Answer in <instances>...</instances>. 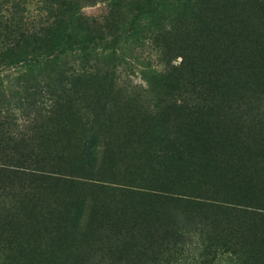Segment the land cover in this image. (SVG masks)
<instances>
[{"label": "trees", "instance_id": "trees-1", "mask_svg": "<svg viewBox=\"0 0 264 264\" xmlns=\"http://www.w3.org/2000/svg\"><path fill=\"white\" fill-rule=\"evenodd\" d=\"M181 1L178 7L172 2L165 5L157 1L155 7H159L152 10L140 5L130 8L122 0H46L43 9H36L42 15L45 13L42 17L30 13V0H0V67L13 66L12 60L27 56L29 48L36 54L25 67L13 66L15 74L10 73L5 79L8 85L0 79V174L20 180L30 177L32 184L39 181L61 188L98 189L101 180L95 179L97 176L90 174L89 169L65 171L68 167L63 166L56 150L64 144L59 140L67 142L68 138L71 144L75 142L73 150L90 166L97 164L109 148H118L116 144L109 147L108 142L120 132V125L125 130L130 126L140 129L148 143L158 141L156 151L162 163L167 162L175 169L185 168L187 173L207 174L221 160L220 155L236 157L238 165H243L241 154H233L235 151H258V159H264V134L243 136L233 122L204 119L215 109L191 105L196 99L187 97L174 108L153 106L145 110L131 105V92L123 96L120 90L116 92L119 79L113 71L117 69L109 66L108 60L130 50V38L151 32L149 26L158 30L149 40L161 49L162 70L155 74L163 88L172 89L176 85L180 91L179 86L190 83L209 96L208 100L202 99L204 102L213 105L231 90L264 89V0ZM99 3L108 4L104 15L84 13L86 6ZM60 46L63 49H58ZM51 49L56 50L52 55ZM97 49L101 50L98 55L94 53ZM77 52L82 54L75 56L78 63L67 68L65 60L73 59ZM91 54L100 57L101 64L92 63ZM177 58L182 59L178 66L174 64ZM59 60L63 66H56ZM38 69H44L47 75L44 87L32 79ZM88 90L94 91L90 98L86 96ZM7 95L17 98L20 107L5 105L3 99ZM115 96L124 103L112 112L110 102ZM134 99L140 100L139 96ZM82 103L88 106L81 107ZM25 105L52 118L54 128L47 129L43 144L36 145L20 131L19 119L21 122L23 117L16 110ZM135 118L142 121L135 124ZM178 128L186 133L183 136L187 135L185 143L171 140L176 131H169ZM146 152L144 147L142 153ZM233 167L235 170L237 164ZM248 178L242 175L236 184L241 188L252 185ZM166 186L128 185L125 191L131 196L161 202L188 196L178 189L181 187ZM251 187L247 194L256 197L238 204L242 209L237 213L252 221L248 232L254 235L253 244L262 248L264 201L256 200L264 194V178Z\"/></svg>", "mask_w": 264, "mask_h": 264}, {"label": "rangeland", "instance_id": "rangeland-1", "mask_svg": "<svg viewBox=\"0 0 264 264\" xmlns=\"http://www.w3.org/2000/svg\"><path fill=\"white\" fill-rule=\"evenodd\" d=\"M45 1L30 0V13L43 17L45 13L42 15L36 9H43ZM122 1L130 8L140 5L152 10L159 7H155L158 2L165 5L172 2L175 7L182 5L181 0L178 3L157 0L151 4L143 2L146 0ZM107 5L86 6L84 13L100 17L108 11ZM149 27L151 32L130 38V50L117 53L108 60V65L117 69L113 71L119 79L116 92L120 90L121 96L131 92V105L145 110H151L153 106L174 108L190 97L196 99L191 105L215 109L204 119L233 122L243 136L264 134V89L231 90L213 105L204 102L202 99L208 100L209 96L190 83L179 86L180 91L176 85L172 89L163 88L155 74L162 70L161 49L149 40L158 30ZM55 51L51 49L49 54ZM99 52V49L94 51L97 55ZM27 54L12 60L13 66L25 67L36 57L30 48ZM75 56L82 54L77 52L73 59L65 60L67 68L78 63ZM99 58L91 54L92 63L101 64ZM59 61L56 66H63V61ZM181 61L177 58L174 64L178 66ZM13 66L0 67V79L5 85L9 84L5 81L7 75L15 74ZM32 77L44 87L47 78L44 69L35 70ZM148 83H151L150 87ZM65 87L71 89L70 85ZM88 91L86 96L90 98L94 91ZM135 96L140 100L134 99ZM16 102L17 98L10 95L3 99L10 108L20 107ZM123 103L121 97H113L110 102L112 112ZM16 111L23 117L21 122L19 119L22 135L31 138L36 145L43 144L45 134L49 132L47 129L54 128L52 118L26 105ZM114 119L117 121L116 117ZM134 121L139 124L142 119L135 118ZM172 131H176L171 134L173 142L185 143L187 135H182L186 134L182 129L169 132ZM142 135L140 129L130 126L125 130L120 125V132L111 137V143L108 142L109 147L116 144L118 148L113 151L109 148L97 164L90 166L84 164L73 150L75 142L71 144L72 140L68 138L67 142L59 140L64 144L56 150L63 166L68 167L65 171L74 172L73 169L79 167L89 169L90 174L97 176L95 179L101 180L98 189L61 188L39 181L32 184L30 177L20 180L0 174V264H264V247L254 245V235L248 232L252 221L237 213L242 209L238 204L246 198L256 197L247 194L252 190L251 186L264 178V159H258V151L233 152L241 154L243 165L240 166L236 157L230 159L220 155L221 160L214 168L200 175L162 163L160 153L156 151L159 142L148 143L147 137ZM33 147L38 151L36 146ZM144 147L146 153H142ZM236 164L233 170L232 165L235 167ZM242 175H247L252 185L246 184L245 188L237 185ZM128 185L181 187L178 189L188 196L170 202L143 199L127 193ZM259 200L264 201V194L258 196L256 201Z\"/></svg>", "mask_w": 264, "mask_h": 264}]
</instances>
